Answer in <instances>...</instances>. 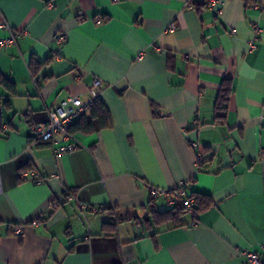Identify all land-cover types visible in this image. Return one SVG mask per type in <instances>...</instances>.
<instances>
[{"label": "crops", "instance_id": "obj_1", "mask_svg": "<svg viewBox=\"0 0 264 264\" xmlns=\"http://www.w3.org/2000/svg\"><path fill=\"white\" fill-rule=\"evenodd\" d=\"M218 1L0 0L8 26L25 30L0 48L12 82L0 78V264H241L264 244V0ZM32 60L44 62L33 74ZM95 77L111 127L75 133L60 155L29 141ZM33 167L40 182L19 180ZM180 185L212 205L177 226L119 215L102 231L106 206L143 219L170 207L152 189Z\"/></svg>", "mask_w": 264, "mask_h": 264}, {"label": "built area", "instance_id": "obj_2", "mask_svg": "<svg viewBox=\"0 0 264 264\" xmlns=\"http://www.w3.org/2000/svg\"><path fill=\"white\" fill-rule=\"evenodd\" d=\"M251 5L258 6L259 0H247ZM204 4L215 11H218L220 2L218 0H204ZM102 19L97 18L96 22H101ZM174 25H170L166 30L173 31ZM0 30H6L5 37L0 36V48H7L16 43V40L24 33V29H12L5 22L4 18L0 16ZM53 39L57 43H63L66 39L65 34L55 33ZM256 48V43L251 42L250 49ZM102 80L95 77L92 79L88 87V97L81 100L79 95H68L61 99L55 107L48 110L47 120L42 124H36L32 127L35 136L42 141L51 140L53 143V153L60 155L62 153L73 151L77 148V142L68 134V126L77 120L82 114L89 111L94 101L100 99V88ZM35 168L28 171H22L20 178L32 182H40L36 175ZM152 197H162L169 206H177L185 208L186 212L194 214L193 197L186 196L184 186L173 187L169 189L154 188L151 191ZM14 233L18 236L22 235L20 228H14ZM243 260L241 264H264V244L260 245L259 250H246L242 252Z\"/></svg>", "mask_w": 264, "mask_h": 264}, {"label": "trees", "instance_id": "obj_3", "mask_svg": "<svg viewBox=\"0 0 264 264\" xmlns=\"http://www.w3.org/2000/svg\"><path fill=\"white\" fill-rule=\"evenodd\" d=\"M44 62L32 60L29 65L30 71L33 74L37 68H39ZM2 82L5 85L11 86L12 82L8 81L5 78H2ZM231 93V86L229 79H223L221 85L219 87L214 108L216 111V115L218 117L222 116L223 110L226 108V103L229 99ZM95 125L100 129L109 128L112 125V120L109 115L108 109L106 106L99 100L94 101L92 106L89 108V111L85 114H82L77 120L71 123L68 126L67 132L73 138L75 133L88 134L95 130ZM1 127V124H0ZM29 141H35L36 144H50L51 140L42 141L34 135L29 137ZM31 169V168H30ZM29 169V170H30ZM39 177V176H38ZM19 180L23 181L25 179L18 177ZM41 180V178L39 177ZM71 194V191H66V195ZM193 197V209L194 214L192 216H196L197 213L207 209L212 205V199L208 194L194 192L190 195ZM105 209H111V213L113 214L109 220L105 221L102 226V231H113L116 227V222L119 221V215H124L126 220H135L138 222H145L148 228L153 226H159L162 224H171L173 226L180 225V218L186 212L185 208L170 206L169 208L158 210L155 207H152L148 210L147 217L143 219H139L138 217H130L126 211H121L117 207L106 206Z\"/></svg>", "mask_w": 264, "mask_h": 264}]
</instances>
